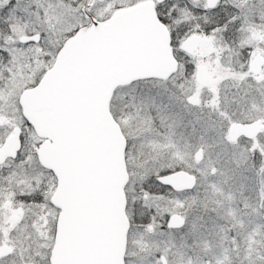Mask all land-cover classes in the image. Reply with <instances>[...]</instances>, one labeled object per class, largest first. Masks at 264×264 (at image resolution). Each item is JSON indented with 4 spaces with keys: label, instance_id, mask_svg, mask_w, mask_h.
I'll return each instance as SVG.
<instances>
[{
    "label": "snow or ice",
    "instance_id": "1",
    "mask_svg": "<svg viewBox=\"0 0 264 264\" xmlns=\"http://www.w3.org/2000/svg\"><path fill=\"white\" fill-rule=\"evenodd\" d=\"M205 115L264 119V0H0V264H113L120 233L115 264H193L174 129ZM240 140L255 202L197 264H264V132Z\"/></svg>",
    "mask_w": 264,
    "mask_h": 264
},
{
    "label": "rangeland",
    "instance_id": "2",
    "mask_svg": "<svg viewBox=\"0 0 264 264\" xmlns=\"http://www.w3.org/2000/svg\"><path fill=\"white\" fill-rule=\"evenodd\" d=\"M211 79V74L207 73L206 80ZM261 120V132H264V119ZM210 124L212 122L208 120L207 115L203 116L199 122L195 120V117L190 116L185 117L182 122L178 121L174 129L176 139L182 146L181 157L185 159L189 169H197L194 173L197 177L196 187L190 194L184 193L192 207L188 209V222L183 229V238L179 232L173 237L178 245L176 259L179 260L180 256L186 253L192 257L193 264H197L198 256L203 255L200 250L203 244L201 243L198 247L193 243L194 240L200 242L211 240L213 245H217L221 235L220 228L226 227V218H221L224 211L230 205L235 206L234 201L245 197L255 202L258 187V180L252 172L245 171L243 167L236 168L232 163L234 158H239L240 153V149L234 147L233 143L239 141L242 144L243 141L240 139L231 141L228 137L229 126L226 131L221 129L219 120L212 124L213 131L205 132V128ZM193 125H195V131H193ZM201 136H203L202 139ZM197 149L203 150V158L199 161L194 158ZM213 167L219 169L215 175L211 174ZM193 195H195V202L192 200ZM230 195L233 196V201L228 200ZM153 239L163 241L168 237L158 236ZM218 250L217 248L216 251Z\"/></svg>",
    "mask_w": 264,
    "mask_h": 264
},
{
    "label": "water",
    "instance_id": "3",
    "mask_svg": "<svg viewBox=\"0 0 264 264\" xmlns=\"http://www.w3.org/2000/svg\"><path fill=\"white\" fill-rule=\"evenodd\" d=\"M147 11V10H145ZM203 78L207 79V72L203 74ZM262 120L257 119L252 124H244L239 121L232 122L228 129V137L230 140L235 141L239 136L251 135L255 137L257 132L261 131ZM200 153V160L203 158V150L197 149L194 153L196 159V153ZM174 181L178 187L189 188L193 183L196 184L197 177L190 171L181 172L174 177ZM123 250V235L120 233L118 236H112L102 246L101 254L104 259L109 260L115 264L119 259V252Z\"/></svg>",
    "mask_w": 264,
    "mask_h": 264
},
{
    "label": "flooded vegetation",
    "instance_id": "4",
    "mask_svg": "<svg viewBox=\"0 0 264 264\" xmlns=\"http://www.w3.org/2000/svg\"><path fill=\"white\" fill-rule=\"evenodd\" d=\"M228 129H229V127H228ZM261 130H262V127H261ZM260 132H261V131H260ZM241 136H244V135H241ZM241 136H239L236 140L240 139ZM236 140H235V141H236ZM231 141H232V140H231ZM193 189H194V188H193Z\"/></svg>",
    "mask_w": 264,
    "mask_h": 264
},
{
    "label": "trees",
    "instance_id": "5",
    "mask_svg": "<svg viewBox=\"0 0 264 264\" xmlns=\"http://www.w3.org/2000/svg\"><path fill=\"white\" fill-rule=\"evenodd\" d=\"M186 194H190V193H186Z\"/></svg>",
    "mask_w": 264,
    "mask_h": 264
}]
</instances>
